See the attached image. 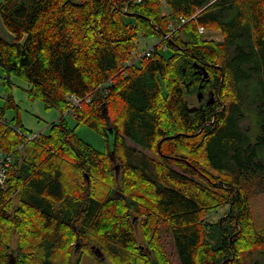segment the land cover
Segmentation results:
<instances>
[{"label":"trees","instance_id":"1","mask_svg":"<svg viewBox=\"0 0 264 264\" xmlns=\"http://www.w3.org/2000/svg\"><path fill=\"white\" fill-rule=\"evenodd\" d=\"M0 19L14 35L0 36L4 87L24 79L61 112L28 138L18 113L5 118L13 98L0 105V264H103L94 246L109 264H172L165 230L181 264L251 262L264 244L251 208L264 192V0H0ZM139 34L160 41L134 60Z\"/></svg>","mask_w":264,"mask_h":264},{"label":"rangeland","instance_id":"2","mask_svg":"<svg viewBox=\"0 0 264 264\" xmlns=\"http://www.w3.org/2000/svg\"><path fill=\"white\" fill-rule=\"evenodd\" d=\"M0 26V36L8 42H13L14 35L4 27L1 19ZM204 37L216 40L221 39L220 33L214 30H204ZM159 41L160 38L158 36H143L139 34L137 38L136 50L138 53L136 56H138L140 53H146L149 47L156 45ZM2 74V67L0 66V105L3 106L6 102L5 99L9 96L13 98L14 103L17 106L7 108L5 112V118L11 121L18 113L23 125V130H25V133L29 137L38 135L41 132L46 133L48 131V126L60 118L61 112L55 107L46 108L40 99H30L28 97V82L24 79L12 76L15 85H13L11 89L5 88L2 81ZM191 101L192 99H190V102ZM64 117L67 120L69 126L75 128L76 132L81 138L92 144L97 149L101 151L104 150L105 140L102 135L98 134L95 130L84 124L77 126L76 120L71 113H66ZM251 208L255 218L256 226L260 228L261 232L264 234V192L252 198ZM225 210L226 208L216 210L213 213L215 215H212L213 219L218 220ZM163 242L165 250L169 254L171 263L181 264L173 243V239L170 233L166 230L164 231ZM94 248H96V246H94ZM103 257V264H109L104 254ZM250 260L251 262H249V264H264V244H262L252 254ZM87 264L92 263L89 261Z\"/></svg>","mask_w":264,"mask_h":264},{"label":"water","instance_id":"3","mask_svg":"<svg viewBox=\"0 0 264 264\" xmlns=\"http://www.w3.org/2000/svg\"><path fill=\"white\" fill-rule=\"evenodd\" d=\"M194 65H196V66H198L199 68H203V66L202 65H197V63H194ZM206 75H207V73L205 72V74H204V76L203 77H206ZM202 96H203V92L202 91H199L198 92V100H200L201 98H202ZM213 101V94L211 93L210 94V99L206 102V104H210L211 102ZM199 107L198 106H189V105H187V110L189 111V112H192V111H195V110H197ZM159 148V147H158ZM116 169H118V164H116ZM94 248V247H93ZM93 252L97 255V256H99L100 258H104L103 257V252L98 248V247H96V248H94L93 249ZM9 264H15V259H14V257H13V254L12 253H10V256H9Z\"/></svg>","mask_w":264,"mask_h":264},{"label":"built area","instance_id":"4","mask_svg":"<svg viewBox=\"0 0 264 264\" xmlns=\"http://www.w3.org/2000/svg\"><path fill=\"white\" fill-rule=\"evenodd\" d=\"M202 30V28H200ZM149 51L146 52L148 54ZM143 54V53H142ZM140 54V55H142ZM79 100L73 97V104L78 105ZM6 156V155H5ZM2 159H4V156H2ZM10 158L7 156V160H0V184H3L5 175H6V169L9 167Z\"/></svg>","mask_w":264,"mask_h":264},{"label":"flooded vegetation","instance_id":"5","mask_svg":"<svg viewBox=\"0 0 264 264\" xmlns=\"http://www.w3.org/2000/svg\"><path fill=\"white\" fill-rule=\"evenodd\" d=\"M202 79H205V77H203L202 76ZM202 86V84H200V87ZM211 94V91L210 90H207V92H206V96L205 95H203L202 96V98L200 99V100H204V103H206L207 102V98H208V95H210ZM210 97V96H209ZM213 103H214V93H213V101H212Z\"/></svg>","mask_w":264,"mask_h":264},{"label":"crops","instance_id":"6","mask_svg":"<svg viewBox=\"0 0 264 264\" xmlns=\"http://www.w3.org/2000/svg\"><path fill=\"white\" fill-rule=\"evenodd\" d=\"M1 27V26H0Z\"/></svg>","mask_w":264,"mask_h":264}]
</instances>
